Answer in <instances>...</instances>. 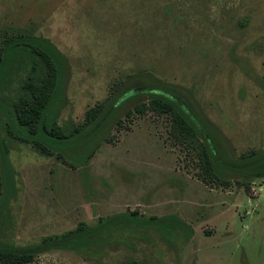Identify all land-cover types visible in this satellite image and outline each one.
I'll return each instance as SVG.
<instances>
[{
  "label": "rangeland",
  "instance_id": "obj_1",
  "mask_svg": "<svg viewBox=\"0 0 264 264\" xmlns=\"http://www.w3.org/2000/svg\"><path fill=\"white\" fill-rule=\"evenodd\" d=\"M20 34L67 59L59 125L83 123L89 108L149 74L183 89L188 101L176 103L207 132L216 165L257 173L259 159L239 160L264 147V0H0V48ZM140 100L148 96L122 107L84 162L14 140L0 120L14 175L0 241L30 246L91 229L22 264H264V176L204 167L172 133L171 115L140 114Z\"/></svg>",
  "mask_w": 264,
  "mask_h": 264
},
{
  "label": "trees",
  "instance_id": "obj_2",
  "mask_svg": "<svg viewBox=\"0 0 264 264\" xmlns=\"http://www.w3.org/2000/svg\"><path fill=\"white\" fill-rule=\"evenodd\" d=\"M18 72L23 74L20 80L14 78L15 73ZM67 74V59L51 41L20 34L3 42L0 48V120H4L6 134L10 138L31 144L43 154L56 153L74 163L84 162L107 138L111 124L114 121L121 123L116 117L122 107L133 100L136 102L141 95L142 97L146 95L148 102L138 101L133 106L134 111L143 114L144 111L152 109L159 113H169L173 120L172 133L176 138L193 143L198 149L199 158L204 160V167H213L221 173L233 172L218 163L215 164L212 150L204 139L208 138L207 132H203L204 138L200 136L199 130L196 131L190 124L189 116L187 117L176 103L178 98L187 100L185 93L181 92L183 89L172 83L151 79L149 74L137 76L116 93L111 94L95 107L89 108L83 123L70 129L67 125H59L56 109L61 107L65 99ZM4 89L9 90L13 95L12 100H3L1 93ZM199 138L202 140L200 141ZM8 152L9 147L0 130V216L9 203L14 188V175ZM254 158L259 159L257 173H246L248 165L241 171L235 168L233 173H241L242 176L244 174L243 177L246 179L264 176V147L261 150L248 151L239 161L244 163ZM90 232L91 229L79 227L62 234L48 236L30 246L17 247L0 241V262L28 263L38 253L81 242ZM129 264L136 262L131 261Z\"/></svg>",
  "mask_w": 264,
  "mask_h": 264
}]
</instances>
